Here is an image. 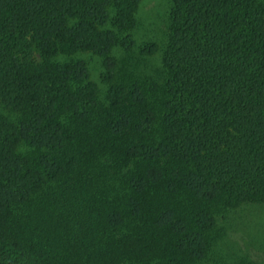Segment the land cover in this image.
Wrapping results in <instances>:
<instances>
[{
    "label": "trees",
    "instance_id": "obj_1",
    "mask_svg": "<svg viewBox=\"0 0 264 264\" xmlns=\"http://www.w3.org/2000/svg\"><path fill=\"white\" fill-rule=\"evenodd\" d=\"M140 4L0 0V264H264V0Z\"/></svg>",
    "mask_w": 264,
    "mask_h": 264
},
{
    "label": "rangeland",
    "instance_id": "obj_2",
    "mask_svg": "<svg viewBox=\"0 0 264 264\" xmlns=\"http://www.w3.org/2000/svg\"><path fill=\"white\" fill-rule=\"evenodd\" d=\"M171 0H141L137 12L138 25L136 28V39L139 44L156 42L160 46L166 39L168 14ZM144 48V47H143ZM160 52L146 55V71H154L160 65ZM138 54V53H137ZM92 79L102 86L100 64L97 58L91 60ZM248 236V235H247Z\"/></svg>",
    "mask_w": 264,
    "mask_h": 264
}]
</instances>
